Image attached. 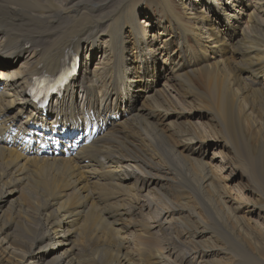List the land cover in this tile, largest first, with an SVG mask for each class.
I'll return each instance as SVG.
<instances>
[{"label":"bare ground","instance_id":"1","mask_svg":"<svg viewBox=\"0 0 264 264\" xmlns=\"http://www.w3.org/2000/svg\"><path fill=\"white\" fill-rule=\"evenodd\" d=\"M226 1L179 0L177 7L173 0H0V69L5 71L0 74V251L10 261L176 264L165 256L159 226L147 219L142 204L146 198L155 205L153 195L166 202L171 184L222 195L227 216L246 229L258 254L264 253V228L255 225L259 239L238 216L242 208L222 193L223 170L203 158L204 148L235 150L240 121L264 115V0ZM147 9L149 23L139 20ZM191 40L199 54L188 53ZM84 48L89 52L81 76L51 108L54 119L43 131L62 135L69 152L79 145L77 155L58 158L51 148L43 149L46 141L38 149L26 140L15 143L19 149L9 147L15 125L33 123L36 135L19 136L38 139L41 118L26 97L33 78L57 73L69 52L80 56ZM93 56L99 66L92 71ZM198 63L205 65L202 80L193 70ZM151 69L166 73L163 84ZM82 106L97 112L91 129L75 122ZM102 117H109L103 135ZM163 128L177 147L162 149L168 162L150 169L134 151L143 141L152 146L166 142ZM217 157L214 153L212 160ZM43 164L64 168L63 177L49 178ZM134 180L141 184L138 190ZM247 191L258 193L243 188ZM169 206L163 222H180L185 205ZM257 209L264 212V205L248 213ZM219 227L186 228L190 248L204 250V264H219L229 254L241 264H264L242 246L213 245Z\"/></svg>","mask_w":264,"mask_h":264},{"label":"rangeland","instance_id":"2","mask_svg":"<svg viewBox=\"0 0 264 264\" xmlns=\"http://www.w3.org/2000/svg\"><path fill=\"white\" fill-rule=\"evenodd\" d=\"M173 1L178 7L179 0ZM150 8L151 7L149 6V9ZM149 11L150 10L147 9V13H144V16L142 15L139 20L149 23V21H147ZM157 32L158 31L156 29V33ZM132 45L133 40L130 39L128 46L130 54L132 53V59H135L136 54L133 53L135 49L132 47ZM188 45L189 46L186 47L188 53H191V55L192 52L199 54V49L194 46L192 40L188 43ZM81 52L83 57L85 56V53L87 54L89 51L84 48ZM94 56L92 60L90 59V61L94 60ZM160 61H162V58ZM97 63L98 61L96 58L94 60V64L92 66L90 65V69H92V71L99 66ZM134 66H136L135 63ZM204 67L205 65L203 63H198L197 67L193 69L194 71H197L195 75L199 80H202L201 76ZM149 72L159 83L163 84V82H165L166 73L157 70L152 71V69ZM100 92L102 95V91ZM80 95L83 96L82 92ZM175 96L176 99L182 102V98H180V96ZM77 103H80V99H78ZM256 109L262 108L256 107ZM242 113L246 112L243 110ZM249 117L245 116L244 119L240 121L238 127L239 139L235 150H232L231 152L230 150L225 151L220 147L209 149L204 148L203 158L208 163L213 162L214 165L212 166L223 170L222 174H220V178H222L220 185L224 189V192L222 193L228 194L236 201V206L242 208V210L238 213V216L245 218L247 226L250 229L252 227L251 231H254V233L256 232V237L260 239L261 234H259L260 232L257 230V228H255V225H258L260 229H262V227L264 228V212H260L258 209L256 212L251 214L248 212L254 211V207H256V205H264V115H255L254 113ZM192 120L194 123H197L199 118L197 119L194 117ZM201 120L205 121L203 118ZM163 129L165 136L167 137L166 142H161L157 146H152L149 142L143 141L142 143L137 144L136 150L134 151L135 153L138 151L140 152V159L144 160V162H146L151 167L150 169H156L158 166L164 165L168 162L166 159L167 156L165 153H163V150L166 151L168 149L170 150L171 147H177V141L173 135L170 134L166 128ZM116 131V129H112L113 134L117 133ZM120 134L121 133L115 135L116 139H119L122 136ZM214 153L218 154V157L214 160L215 162L212 160L214 158ZM41 168L42 170L49 169V172H47L49 178H61L65 173V170H63L64 168L51 169L53 167H50L47 164H43ZM86 180L89 181V178H86ZM133 185L135 186L136 190H138L139 186H141L140 182H136L135 180L133 181ZM185 186L186 185L183 184L168 185L166 188V194L169 195L166 202L157 199V197L154 195L152 198L155 199V205L151 204L150 201L148 202V199L142 198V204L145 205L144 211L147 219L151 220L153 226H159V228L156 229V231H159V242L164 248L165 256H168L167 258H169V261L176 262V264H204V250L199 249L198 246L190 248L191 242L188 239V236H185L187 235L186 228H200L201 224H204L207 227L208 225L211 226L214 223H218L220 227L217 229V232L219 234L217 235L218 237L215 236V240H212L211 243L214 241L213 245L222 247L226 250H228L231 246H242L264 263V253L258 254L256 247L253 244V238H251L249 235H246V232L244 231L245 228L242 229L239 224H236L232 218L227 216L228 213L225 211L219 200V196L222 195L217 194L211 189L199 191L192 186L191 190H188L185 188ZM243 188L255 189L258 193L255 194L248 191L243 192ZM143 194L145 196L148 195V191H145ZM168 204L174 206H182V204L185 205L182 207L186 210V212L180 217V222L176 219V221L170 220V218L168 220L170 223L173 221V225L170 223L167 225L163 222L168 218V216H166L167 212L163 211L170 207ZM149 205L151 207H149ZM179 213L181 214L180 211ZM32 215L36 217L35 214ZM3 222L4 221H0V225H3ZM161 223L162 225H160ZM169 226L172 227L170 228ZM5 232L7 233L8 231L5 230ZM9 240L13 241V236H11ZM165 248H168V253L166 252ZM220 252H222V250ZM220 258L221 257H218V259ZM237 260L238 259L232 254H229L227 257H224V259H221L218 262L219 264H237ZM238 261L240 264L242 263V261ZM0 264L19 263L10 261L6 257V254L0 251Z\"/></svg>","mask_w":264,"mask_h":264}]
</instances>
